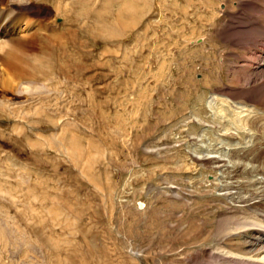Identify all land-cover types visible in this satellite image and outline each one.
I'll return each instance as SVG.
<instances>
[{"label":"rangeland","instance_id":"rangeland-1","mask_svg":"<svg viewBox=\"0 0 264 264\" xmlns=\"http://www.w3.org/2000/svg\"><path fill=\"white\" fill-rule=\"evenodd\" d=\"M1 1L36 29L12 89L0 59V264L248 254L217 225L264 211V0Z\"/></svg>","mask_w":264,"mask_h":264},{"label":"bare ground","instance_id":"bare-ground-1","mask_svg":"<svg viewBox=\"0 0 264 264\" xmlns=\"http://www.w3.org/2000/svg\"><path fill=\"white\" fill-rule=\"evenodd\" d=\"M0 2H2V1L0 0ZM13 2L21 4L23 2V0H12L11 4ZM6 7H8V5ZM6 7L0 6V36L6 37V40L0 41V59H1V61L5 60V61H2V63L6 64L7 68L13 72L12 73L10 71L12 73L11 76L13 75L15 79H13L11 77L12 80H10L11 79L10 77L5 76V79H6L5 83H7L12 89L17 85V82H15V81L22 80L20 78L28 76L29 73H27V70L23 69L22 65L19 66V61L23 57V55L19 56V53L21 51L22 52L25 51V47H24L25 44H24V42H22L23 40H18V39L11 38V37L15 36L14 31H15V27L17 26L24 33V39H28L27 41L29 42V44L33 45V43H32L33 41H29V40H31L30 39L31 36L32 35L34 36V34H35L33 32V30H31V29H36V27L31 21L26 20L24 17L14 16L15 13L16 14H19V13L16 11L14 13V11L12 9L6 8ZM245 22H243V23H245ZM252 23H250V26ZM245 32H246V30H245ZM250 32H251V30H250ZM262 32H263V30H262ZM19 44L21 45L20 47L18 46ZM39 48L42 50L41 46ZM22 54H24V53H22ZM5 57H6V59H5ZM18 57H21V58H18ZM16 60H18V61L16 62ZM3 75H4V73H3ZM238 164H240V163H238ZM249 210H250V208H249ZM240 211L241 210H234L235 215H232V216L228 215L229 217H227L225 215L226 220H222V221L218 222L217 236L218 235L220 236V238H219L220 242L221 241L224 242V240L229 239V237L234 236L236 234L238 235V233L239 234L241 233L243 235V238H249L250 239V241H246V242H248L247 247H248L249 253L248 254L242 253V252L238 253V252L233 251L230 248L223 247L224 248L223 249L222 247L219 246L221 249H218L216 256H218L220 258L221 264H264V211L252 210L251 211L252 213H248V214H244L243 211H241L242 212L241 213ZM237 213L241 214L240 218H238L236 216ZM246 242H244V243H246ZM215 252H216V250H215Z\"/></svg>","mask_w":264,"mask_h":264}]
</instances>
